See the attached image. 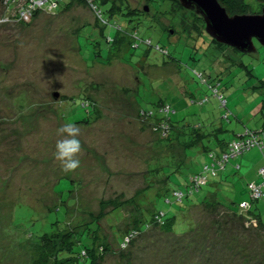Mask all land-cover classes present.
<instances>
[{"label":"rangeland","instance_id":"rangeland-1","mask_svg":"<svg viewBox=\"0 0 264 264\" xmlns=\"http://www.w3.org/2000/svg\"><path fill=\"white\" fill-rule=\"evenodd\" d=\"M30 1L0 2V264H89L87 257L62 259L60 251L92 221L99 225L98 246L106 248L93 264H264V229L247 232L230 223L235 237L221 240L222 248L193 249L186 236H176L188 231L181 218L172 223L176 235L163 223L132 247L130 241L119 246L135 219L173 207L163 189L146 190L152 167L167 159L182 166L170 173L173 189L185 182L190 164L198 170L204 161L185 163L181 147L162 145L155 120L142 110L157 113V103H165L174 120L204 122L207 130L263 129L264 137V47L256 41L252 53L218 47L198 28L202 19L172 0H126L128 10L148 8L130 15H120L126 3L117 0L111 17L101 0H92L96 6L72 0L57 11L46 0L36 8ZM245 2L249 10L264 7V0ZM114 22L124 36L116 43ZM135 30L139 45L131 48L128 35ZM147 40L163 49L153 50ZM214 83L227 108L208 88ZM68 120L81 128V152L80 166L66 171L56 143ZM258 152L264 166V148ZM237 189L230 196L242 195ZM254 204L264 221V198ZM45 235L56 238L51 252L42 244Z\"/></svg>","mask_w":264,"mask_h":264},{"label":"trees","instance_id":"trees-1","mask_svg":"<svg viewBox=\"0 0 264 264\" xmlns=\"http://www.w3.org/2000/svg\"><path fill=\"white\" fill-rule=\"evenodd\" d=\"M1 1L2 0H0V2ZM71 1L72 0H69L68 2L64 3V0H61L59 7L56 8V11L59 10L62 5L63 7H67L71 3ZM146 1L149 3L152 0ZM217 1L222 7L226 9L229 15L248 13L255 14L257 12L260 13L259 11H261L260 9L257 11L249 10L251 8L250 6H248V3L245 2V0ZM99 3H101L102 5H109L107 12L109 13L110 17L114 14L115 10H117L115 6L117 0H101L99 1ZM124 3H126L125 12L123 11L122 13H120V15L141 14L145 12L144 7H147L144 6L142 11L138 12L135 10H128L126 0H124ZM92 4L96 6L93 1ZM111 27L116 31L117 34V36L113 40V42L116 43L118 42V39L124 37L122 36L123 34L121 26L118 25L117 22H114V25H111ZM199 27H204V23L202 20L198 22V28ZM136 35V30L132 33H129L128 35L132 39V41L130 42L131 48H135L139 45L137 44L138 38ZM107 41L109 40L107 39ZM147 41L149 42L148 44L146 42V44L153 50L156 51V46L163 49L162 46L158 44L153 46L151 45L150 40ZM140 42L143 43L144 40H140ZM212 42H215L218 47L225 46L223 44L217 43L213 39ZM214 85L215 86L208 85V88L211 89L212 93L216 97L219 106L221 108H227L226 99L221 93H219V88H217L216 83H214ZM85 100L86 99H82L81 101ZM206 100L207 99H204L200 102L205 103ZM83 103L84 102H81V104ZM88 105L86 104L87 107H89ZM157 106L159 108L157 111L160 112L155 113L152 110L144 109L142 110V112L147 117L146 119L155 120V128L159 130L160 137L161 139H163L161 140V144L165 145L173 143V146L181 147L184 154L185 163H188L189 159L191 158L192 160L193 157L204 158V161L203 164L199 166L198 170L194 169L195 164H190L192 166V171L188 172L185 182L173 189L169 188L170 173L178 172V170L182 166L178 167V165H175L170 159H167L166 162L165 160H163L162 164H158L159 167H152V173L146 176L148 184V188H146V190L151 188L163 189L161 192L165 200H167L170 195V197L173 198V207L167 214L160 211H152L149 219H135V221L132 222L133 226L125 232L127 233L126 237H120L121 240L119 241V246H121V248L123 249L127 246L126 243L130 241V243H128V246L130 245V247H132L134 239L139 238L141 234L146 232L148 229H158L157 226H160L163 223L166 224L167 230L173 233L172 223L174 219L178 218H181L183 222H185L188 231L180 235H176L173 233V235L178 236V238L186 236L193 249L194 247H198L200 251H203V249H205V251L211 250L215 247L222 248L224 247L223 243H226V241L229 240L232 241L231 239L235 237V235H233V232L235 230L230 224L236 225V228L244 229V231L247 232L249 226H251L254 230L264 229L263 216H261L259 208L256 207L255 204L253 205V203L264 198V173L260 172V170H264V166L260 167L257 170V176L259 177V179L257 181L253 180L246 184L248 200L240 202H237L236 200L233 201L226 194H224L225 196L220 193L215 194L214 191H210L208 189L210 181L215 180L219 176L223 175L225 173L227 165L231 164L232 160L236 159L237 157L253 148H257L261 152L263 151L264 142L262 140V137H260L259 131L245 128L244 130L242 129L243 131L241 130L240 132H236L237 134L232 132V136L229 138L224 136L220 137V133L226 132L224 129H222V127L207 130L202 125L204 124V122L191 121V123H185V118L174 120V118H172V113H174V110L171 109L170 106L160 102L157 103ZM81 107H83V105ZM228 117L229 111L227 110L223 113V118H226V120H228ZM87 121V119H83L80 122L85 123ZM252 135H256L258 137L256 140L258 144L256 143L248 149L242 150L239 153L234 154L233 156L230 152L231 144L235 141L249 138ZM223 155H227V157L223 158ZM187 159L188 161H186ZM232 168L238 171L240 167L238 163H232ZM250 186L259 188L261 196L257 198L253 197ZM204 187L205 189L201 193L200 190ZM175 192H180L181 197H177L174 194ZM196 193H198V196L193 198V195ZM145 210H148V208H145ZM200 214H203L205 217V221L202 223L198 222V220L200 219ZM91 223L92 224L88 223L84 226L83 229H80L79 231L72 232L73 234L71 238L74 239V242L65 240L66 244L61 247V249L63 248V250L60 249V252H64L60 255L62 259L70 261V259H72L73 257H87L90 260L89 264H93V258L98 257L97 253H101V250H106V248H103L100 245L98 246L100 240L98 236L99 225H97L96 223L94 224L93 221ZM151 226H153L154 228H152ZM134 233L135 236L133 237L132 234ZM55 234L58 233H54L53 235ZM53 235L51 237L45 235L42 243L50 249V252L52 251L51 242L56 241V238L53 237ZM123 237H125L124 240ZM65 238L67 237H64V239ZM221 240H223V243H220ZM82 242L84 243L83 246ZM75 244L81 246V249L78 252H74L72 249L73 245ZM73 254H76V256H73Z\"/></svg>","mask_w":264,"mask_h":264},{"label":"water","instance_id":"water-1","mask_svg":"<svg viewBox=\"0 0 264 264\" xmlns=\"http://www.w3.org/2000/svg\"><path fill=\"white\" fill-rule=\"evenodd\" d=\"M178 1L184 9L196 10L202 18L206 34L217 43L241 53L254 52V41L264 47V7L260 13L229 15L217 0ZM144 10L148 8L144 7Z\"/></svg>","mask_w":264,"mask_h":264},{"label":"crops","instance_id":"crops-1","mask_svg":"<svg viewBox=\"0 0 264 264\" xmlns=\"http://www.w3.org/2000/svg\"><path fill=\"white\" fill-rule=\"evenodd\" d=\"M225 131L228 133H224V135H220V137L224 136L229 138L232 136L231 135L232 132L236 133V132H240L241 130L235 131V129L234 130L231 129ZM259 133L263 135V129H261ZM262 138L264 140V137ZM253 149L255 152L252 151ZM253 149L246 152V154H242L241 156L232 160L231 164L227 165L225 169V173L223 175L219 176L215 180L210 181L208 189L210 191L211 190L214 191L215 194L217 193L223 195L226 194L230 199L231 197H233V200H236L237 202L248 200L246 184L253 180L257 181L259 179V177L257 176V170L263 166L261 155L258 152L259 150L257 148H253ZM232 163L239 164L240 168L238 171L232 168ZM235 186H238L237 191L241 190L240 192L242 193V195L237 196V194L235 195L234 192L233 196H230L231 194L230 190L233 189V187Z\"/></svg>","mask_w":264,"mask_h":264},{"label":"clouds","instance_id":"clouds-1","mask_svg":"<svg viewBox=\"0 0 264 264\" xmlns=\"http://www.w3.org/2000/svg\"><path fill=\"white\" fill-rule=\"evenodd\" d=\"M58 131L65 133L66 136L56 143V159L61 162L66 171L75 170L80 166L77 154L81 152L79 139L81 128L75 122L68 120Z\"/></svg>","mask_w":264,"mask_h":264},{"label":"built area","instance_id":"built-area-1","mask_svg":"<svg viewBox=\"0 0 264 264\" xmlns=\"http://www.w3.org/2000/svg\"><path fill=\"white\" fill-rule=\"evenodd\" d=\"M37 0H33V1H30L27 6L28 7H32V8H36V2ZM60 1L61 0H46V4L45 6H54V7H58L60 5ZM56 7V8H57ZM100 12V11H99ZM99 12H98V17H99ZM101 16V15H100ZM101 18V17H100ZM103 20V19H102ZM104 21V20H103ZM107 22V21H105ZM149 42V41H148ZM147 42V44H148ZM156 49L157 50H162V49H159V47L156 46ZM224 103V102H223ZM84 105V103L82 104ZM166 109V108H165ZM257 136L256 135H252L251 137L249 138H246V139H242V140H239V141H235L231 144L230 148H231V154L234 156V154H237L239 153L240 151L242 150H245V149H248L249 147L253 146L254 144L257 143ZM258 144V143H257ZM227 155H223V158H226ZM261 173H264V170H260ZM250 189L252 190V194H253V197H260L261 196V192H260V189L259 188H254L253 186H250ZM176 196L179 194V196L177 197H181V193L180 192H175L174 193ZM245 207V206H244Z\"/></svg>","mask_w":264,"mask_h":264},{"label":"flooded vegetation","instance_id":"flooded-vegetation-1","mask_svg":"<svg viewBox=\"0 0 264 264\" xmlns=\"http://www.w3.org/2000/svg\"><path fill=\"white\" fill-rule=\"evenodd\" d=\"M172 1H174V0H172ZM175 3L177 4V5H180L181 6V4L179 3V1L178 0H176L175 1ZM192 13H194L195 14V16H196V18L198 19H200L201 18V16L196 12V10L195 9H192V10H190ZM202 19V18H201Z\"/></svg>","mask_w":264,"mask_h":264}]
</instances>
